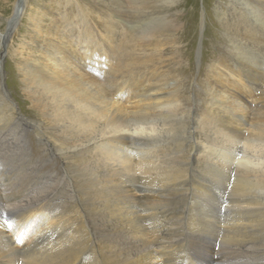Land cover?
Here are the masks:
<instances>
[{
  "label": "bare ground",
  "instance_id": "bare-ground-1",
  "mask_svg": "<svg viewBox=\"0 0 264 264\" xmlns=\"http://www.w3.org/2000/svg\"><path fill=\"white\" fill-rule=\"evenodd\" d=\"M105 1L110 6L111 19L126 26L128 22L125 21L122 1L133 3L134 0ZM139 3L142 4L140 6L151 4L145 1ZM218 3L216 19L221 23L227 38L228 52L235 60V65L227 63L224 57H215L209 72H205L210 97L208 115H204L205 119L196 118L197 126L193 124L201 134L196 137L194 135L196 141L188 150L191 153L185 164L189 166L193 159L198 170L191 185L184 176L181 178L176 172L165 171L163 173L166 176L162 182L157 183L147 177L144 184L146 188L137 187V183L125 177L128 176V167L138 171L150 161L141 162L140 157L143 155L137 158L141 165L136 164L139 161L135 160L130 165L125 160L134 159L136 155L133 157V154L140 153L138 147L144 153L155 150L154 154H157L159 149L156 148L159 146L156 136L170 127L172 108L180 114L189 109H185L183 103L176 99L177 90H174L172 82L167 83L163 78L148 90L130 94L133 91L130 88L134 85L125 79L127 71L119 67L112 69L116 64H112L111 60L95 57L94 52H90L91 49L98 50V43L94 44L93 40L96 34L91 28L81 27L83 31L77 39L80 43L77 45L72 43L73 30L65 32L67 26H62L56 20V15L50 27L43 28L45 16H40L41 12L32 15L30 20L26 12L24 17L27 23L29 21L32 32L43 43L40 50L33 53L31 63L23 70L26 96L32 103V109L35 113H41L44 121L29 119L22 110L16 108L13 100L9 99L5 106H0V133L12 130L6 132L0 141V189L8 192L18 188V193L6 201L0 196V264H17V255L24 249L22 239L26 235L14 239L10 234L14 232L16 235L19 230L24 233L27 226L41 225L39 235L30 241L34 246L38 240L49 242L54 236L59 244L66 242L70 246L68 241L84 231L80 204L70 202L63 210H57L55 206L52 208L51 204L55 205L60 198L65 200L66 194L68 197L75 196V182L68 178L60 183L57 175L52 174L38 176L28 162V148L24 141V137L30 133L37 136L50 153H57L66 168L74 164L78 171L84 173V176L81 175L82 184L90 191V199L86 193L84 196L87 201L93 200L99 213L97 217L101 218L97 222L100 228L96 234L98 264H264V198L259 196L264 194V0H225ZM114 9L118 10L117 14H114ZM155 18L158 20L161 16ZM6 22L10 24L9 28L13 24L11 19ZM168 22L169 31H176L179 27L176 20ZM116 24L111 25L110 20L106 31L113 32L114 38L121 31H118ZM160 32L165 33L161 28ZM105 38L109 40L107 34ZM137 44V53L144 55L147 48ZM155 44L158 47L164 46L159 39H156ZM100 47L99 51L105 54L104 41ZM5 51L2 47L0 70ZM197 58L200 63L201 55ZM131 66L135 68L138 65ZM99 69L106 70L107 74H100ZM109 83L111 88H108ZM206 132L208 136L204 137ZM201 140L203 143L199 145ZM16 147L26 153H13ZM239 147L244 150L240 157ZM5 156L10 158L7 162ZM156 156L159 158L158 154ZM10 163L12 165L9 167L7 164ZM165 163H161L162 171L168 168ZM170 164L171 161L168 165H174ZM12 167L14 173L9 170ZM234 180L237 183L231 189ZM187 184L193 192L190 200L185 190ZM251 184H255L254 190ZM50 186L61 187V197L54 192H47ZM223 194L234 196V200H222ZM37 196L39 198L35 199ZM90 205H93L92 202ZM43 212L44 216L41 217ZM55 216L57 219L54 221ZM27 232L30 233L29 230ZM90 235L86 231L79 238L89 242ZM218 238H221L219 245H215ZM140 248L142 250L137 251ZM23 251L21 253H25ZM86 252L79 255L76 253L73 263L67 257L68 264H97L93 255Z\"/></svg>",
  "mask_w": 264,
  "mask_h": 264
},
{
  "label": "rangeland",
  "instance_id": "rangeland-1",
  "mask_svg": "<svg viewBox=\"0 0 264 264\" xmlns=\"http://www.w3.org/2000/svg\"><path fill=\"white\" fill-rule=\"evenodd\" d=\"M139 1L140 2H144V1L151 2V4L140 6L142 4H140ZM139 1L134 0L133 3L122 1L123 7L125 10L124 12L126 14L125 21L128 22V24L126 23L127 25L124 26L123 24L121 25V23H119L118 20L111 19L110 6L108 2L105 0H28V3H26V0H24V4H23L24 6L21 10L22 14L20 13V17L15 23H13L10 26L11 27L10 29L9 28L10 24L7 25L6 21L8 19H12L15 5L17 4L18 0H0V37L3 36L2 39L0 38V52H1L2 47L4 48V51L6 50L4 53L5 54L4 59L2 61V68L0 70V106L2 107L5 106L9 99L13 100V102L16 105V108H18V110L20 109V111L22 110L23 114H26L29 119H33L37 122L44 121V119H41V113H39L38 111L35 113V111L32 109V103L30 100H28L26 96V83L24 81L25 75L23 74V70L26 65H29L31 63V60L34 57L33 53L35 52L36 54L40 50L43 43H41V41L37 38L36 34L32 32V29H31L32 25L29 23V21L27 23V19L24 17L25 14L28 13L27 17L30 20L32 15H35L41 12L39 15L41 16L43 14V16H45L43 28H49L52 18L56 15L55 16L56 20H58V22H60L62 26H67L65 28V32L73 30L72 35H73L74 40L72 41V43L73 44L75 43L77 45L80 44L77 39L79 38L80 34L83 31L82 28L89 27L94 31V34H96L97 36L93 38L95 42L94 44L98 43V50H96L95 48L97 52L94 51L93 49H91L90 52H94L93 54L95 57L111 60L112 64H116V66L113 65L114 67H112V69L115 67L116 68L119 67L120 69L127 71L125 75L126 76L125 79L127 81H131L134 85L132 88H130L131 90H133L131 91L130 94H133L135 92L141 93V91L143 90H148L150 87H154V85H157L159 80L164 78L163 80L167 81V83L172 82L171 84L173 85L174 90L175 89L177 90L178 96L176 95V99L183 103V107L185 109L189 108L188 110H186V112L180 114L177 109H175L174 107L173 108L170 107L173 110V111L171 110L170 119L173 117L172 118L173 121L170 120V127L168 128L169 130L167 129L166 130L167 132L164 131L162 132V134L157 135L156 136V138L158 139L157 141L155 138V141L157 142V145L159 146L158 148H156V150L159 149V152L157 153L159 155V158H157L156 156L157 154H154L155 150H153L154 152L151 151V153H148V152L144 153L143 149L138 147L140 150V153L139 152L137 153L139 155H137V153H134L133 157L135 155L137 157L135 156L134 159L131 157L132 159H129V161L128 160H125V161L128 162L130 165H132L133 162L135 161L136 162L139 161L138 163H136L139 165L140 160H137V158H139L141 155H143L142 156L143 158L145 155L144 157L145 159H142L140 157L141 162L142 161L145 162L146 160L147 162L150 161V163H148L147 166L144 165V167L138 171H132L131 168L128 167L127 168L128 176L125 177L126 180L128 181L130 180V182L132 181L134 183H137V187L146 188L144 184L146 183L145 181H147V177L159 183L165 179L164 177L166 176V174H164L163 172L168 171V172H176V175L178 174L177 175L178 177L179 176L181 178L185 177L184 179H187V182L189 181L188 184L191 185L192 183L191 180L194 179L195 173L198 170V167H196L197 165L194 164L193 159L190 160V165L187 166L188 168L186 167L185 164L188 162L189 156L191 153L188 150H190L191 147L194 146V141H196L195 138H193L194 135L196 137L197 135L201 134L200 132H198V129H196L197 121L195 120L196 118L205 119L206 115H208V110H209L208 106L210 103L209 101L210 97L208 96L209 95L208 85H207L208 79H207L206 73L209 72L208 70L209 66L210 64H212L215 57H224L227 59L228 61L227 63H231L235 65V60L231 58L228 52L229 47L227 45V38L225 37L224 31L221 28V23L217 21L216 19V13H215L217 4H219L218 2H225V0H147V1L139 0ZM153 1H154V4H152ZM135 2H136V5H135ZM29 7H30V10H29ZM142 7L144 8V10ZM145 9H146V12H145ZM117 11L118 10L114 9L113 10L114 14H117ZM51 12L53 13L51 14ZM166 15H168V17H166ZM156 16H161V18L157 20L155 18ZM172 19L176 20V22L179 24V27L177 28L176 31H169L170 26L168 25L169 24L168 20H172ZM110 20H111V25H114L117 22L118 27H119L118 31L121 30L120 32H118V36L116 38H114L113 32L112 33L106 32L108 29V25H110ZM143 28H145V30ZM151 28H153V30ZM160 28L165 31V33H163L164 36L160 32ZM106 34H107V38H109L108 41L105 38ZM154 35L156 36V39H159L161 43H164V46L162 45H160V47L156 46L155 44L156 39ZM150 36H152L153 38ZM137 39H140V41ZM103 41L106 45V48L103 49L105 50V54L102 50L99 51V49L101 48L100 44ZM112 41L113 43L111 44ZM137 43L143 46L145 45V47L147 48V51L144 52V55L137 53V50H138ZM108 45L110 48L107 49ZM146 53L148 54V56ZM29 54H31V57H29ZM199 54L202 57L200 63L197 60L198 59L197 57L200 56ZM131 65H135V66L138 65V66L133 68L134 66L132 67ZM98 72L103 75L107 74V71L104 69H99ZM164 75L165 76L167 75L166 78ZM108 88H111L110 83L108 84ZM191 110H193V112ZM193 124H195L196 126H194ZM202 129L204 130V128ZM88 131H91V130L88 129ZM6 132H12V130H8ZM6 132L0 133V141H2L1 138H4V135ZM207 134L208 132H206L204 137L208 136ZM171 135L172 137H170ZM24 141H26L27 148H28V153H27L29 156L28 162L36 170L38 176L40 175L43 176L45 174H52V175H57V177L59 178L58 181L60 183H64L65 180H68V178L70 179L69 181L73 180L75 182L74 184L75 196L71 197L70 195L68 197L66 194V198L68 197L69 199L64 198L65 200H62V198H60L61 200H57L55 205L54 203L51 204L53 205L52 208L57 207L56 208L57 210H60V208L61 210H63L66 208V206L70 205V202H72L74 203V205L80 204V206L83 209L82 212L86 210L85 211L86 213L84 212L85 213L84 214L81 212V216H82L81 225L84 231L79 233L80 235L76 234L77 236L76 235L74 236V239L75 237H77L75 240L72 238L68 241V244L69 245L71 244L70 246H68L66 242H64V244L60 243L61 244L60 245L56 236H54L49 242H46V241L42 242L38 240V242H40L42 246L38 242H36L37 244L35 243V246L34 244H30V241L34 237L38 236L39 235L38 232L42 229L40 227L41 225H38V224L37 225L35 224L33 227L27 226V228H25L26 231L24 233H21V230H19L17 231V234L15 235V233L12 232L10 235L14 236L13 237L14 239H18L21 235L23 236L26 235L25 238L22 239L24 240L23 242L24 251L23 250L22 251L25 253H21L22 251L18 253L17 257L19 258L17 260V264H23V263L28 264V261H29V264L30 263L31 264L32 263L33 264L34 263L35 264H41V263L42 264H45V263L46 264H68L69 261L72 262V260L77 254L78 255L80 253L83 254L86 251H87L86 253L91 254V256L93 255L92 258L94 260H97L96 263L98 264V259H97L98 258V251H97L98 250L97 248L98 247L97 245L98 235L96 234L99 233L100 225L98 223L101 218L98 219L99 217H97L99 216V213H97L98 209L95 207L93 200L92 199L91 201L86 200V197L89 198L88 194L90 191H88L87 186L82 184L84 173L80 170L79 172L78 169L74 167V164L71 165V167L66 168L64 166L63 160L58 156V154L53 153V152L50 153L47 147H45L44 143L41 142L38 139V137L35 136L33 133H30L28 134V136L24 137ZM148 141L150 142L149 139ZM161 141L163 143H161ZM179 141L181 144H179ZM202 143L203 142L201 140L199 145ZM195 149L197 148L195 147ZM240 149H239L240 151H238L240 153V155L238 154L239 157L242 156L243 151H244L242 150V148ZM10 150H12V148H10ZM170 152L173 153V156ZM5 153L10 154L7 151ZM13 153H19L23 155V153H26V151H24L21 148L17 149L16 147ZM166 154L168 156L170 155L169 157L170 158L172 157V159L169 160L170 158L168 156H165ZM5 158H6L5 162H7L8 159H10L8 158V156H5ZM177 158H180V159H177ZM170 161H171L170 165H173L174 163L172 167L168 165ZM182 161L184 164L182 163ZM175 162H176V165H175ZM12 163L7 164V165L10 167ZM161 163L163 164L165 163V167L167 165L168 168L166 167L165 170L162 171L163 164ZM120 165L122 166L123 164H120ZM173 167L174 168L176 167V168L174 169ZM194 167H195V170H193ZM13 169L14 168L12 167L9 170L14 173ZM146 169H147V172H146ZM141 170L142 172H140ZM182 171L184 172V174H182L183 173ZM185 175L186 176L191 175V176L189 178V177H186ZM11 176H14V175H11ZM77 183H79L81 186H84V187H81L79 184L76 185ZM236 183L234 180L233 185H231V189L235 187ZM60 188L61 187L50 186L47 189V192H50V193L54 192L56 196L61 197L60 193L63 189H60ZM191 188H189V185L185 188V190H187L188 200L192 199V196H193V192L192 190H190ZM251 188L252 190H254L256 188L255 184H251ZM79 189L81 190L82 193H80ZM17 193H18V188L17 189L13 188L11 191H8V192L4 189H0V196H2L4 198L3 200L5 201L9 198H12ZM39 193L42 194L43 192H39ZM84 193H86L87 195L86 197L84 196ZM78 194L79 195L81 194V195L78 197ZM259 196H261L260 198H264V194H260ZM80 197L81 198L83 197L82 200L84 202L80 200L81 199ZM38 198H39L38 196L35 197V199H38ZM231 198L234 200V196L223 194L222 200L226 199L227 201V200H231ZM95 201L97 202L96 199ZM90 202H92L93 205H90ZM58 203H59V207H58ZM83 203H86V204L84 205ZM81 204H83V206ZM46 207L50 208L47 205ZM223 207L226 208V205L224 204ZM172 208H175V207H172ZM94 209H96L97 211H95ZM87 212H89L88 215H87ZM44 213L45 212L42 213L41 217L44 216ZM91 213L92 214L95 213L97 215L95 214L91 215ZM86 215L88 218L86 217ZM92 218L95 221H93ZM54 219L56 220L57 216H55L53 220ZM102 220L104 221V218H102ZM89 228H91V230L93 229L92 230L93 232L90 231ZM28 230L30 231V233L27 232ZM86 231L91 233L90 237L93 238L94 240L90 239L89 237L88 238L89 242H87L86 240H82L81 237L79 238V236H81L82 234L84 235ZM95 237L97 241L95 240ZM91 240L93 241V243L94 242L95 243L93 244ZM220 240L221 238L220 239L218 238L215 241V245H219ZM54 241L58 244H56ZM90 242L92 243V245ZM47 243H48L49 249L47 247ZM53 243L56 245H54ZM82 243L85 245H83ZM73 245L74 247L75 246L76 247L74 248ZM87 245H90V246L88 247ZM37 248H40V249H37ZM46 248H47V252H46ZM70 249H72V251L75 252V254H73V252ZM76 250H78L79 252ZM141 250L142 248L138 249L137 251H141ZM70 252H72V256H70ZM92 252L95 254H92ZM44 254L45 255L50 254L48 256L49 258L50 256L52 258L48 259V256H46L47 258L46 259L44 257L45 256ZM25 256L26 258L31 257L32 260L30 258L28 260L27 258L28 260L27 261ZM54 256H58V257L54 258ZM67 257H69L70 259ZM21 258H22V261H20ZM66 258L69 259V261ZM178 258L180 260L179 255H178ZM39 260L40 261L43 260V261H41L40 263ZM203 264H205V262H203Z\"/></svg>",
  "mask_w": 264,
  "mask_h": 264
},
{
  "label": "water",
  "instance_id": "water-1",
  "mask_svg": "<svg viewBox=\"0 0 264 264\" xmlns=\"http://www.w3.org/2000/svg\"><path fill=\"white\" fill-rule=\"evenodd\" d=\"M24 4V0H18L17 4L15 5V9H14V13H13V17L11 20H13V23L16 22V20H18L19 16H20V13H21V10L23 8V5ZM11 29V27H10Z\"/></svg>",
  "mask_w": 264,
  "mask_h": 264
}]
</instances>
